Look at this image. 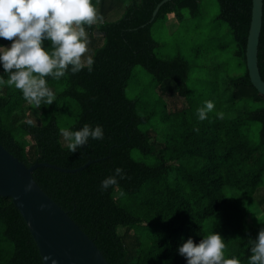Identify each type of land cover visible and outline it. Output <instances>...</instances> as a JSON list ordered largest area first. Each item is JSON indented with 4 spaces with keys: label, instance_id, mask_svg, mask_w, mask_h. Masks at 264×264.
Returning a JSON list of instances; mask_svg holds the SVG:
<instances>
[{
    "label": "trees",
    "instance_id": "obj_1",
    "mask_svg": "<svg viewBox=\"0 0 264 264\" xmlns=\"http://www.w3.org/2000/svg\"><path fill=\"white\" fill-rule=\"evenodd\" d=\"M161 1L92 0L99 19L85 25L88 51L82 59L92 56L93 70L85 66L59 80L47 77L56 99L39 107L28 104L13 85L0 84V144L27 167L48 163L75 169L91 161L73 173L40 166L32 177L108 264H187L179 247L189 238L199 243L210 233L225 241V258L250 264L264 218V95L252 86L245 61L252 0H217L218 17L230 30L233 56L242 70L217 86V103L203 121L197 108L204 101L188 96L187 61L180 55L158 57L150 34L163 14L180 18L188 5L196 15L200 0L167 1L149 22ZM262 12L257 65L264 81V0ZM10 43L0 38V45ZM42 47L51 51V42L43 41ZM137 65L162 95L188 102L182 110L164 102L156 119L166 128L157 134L140 128L150 118L139 117L126 96ZM0 76L8 78L2 65ZM65 111L70 114L66 123ZM217 112L224 113L222 119ZM59 123L72 131L85 123L100 124L104 138L89 137L87 145L71 153ZM116 167L123 168L125 178L101 191L100 182ZM0 264H43L21 214L11 198L2 196Z\"/></svg>",
    "mask_w": 264,
    "mask_h": 264
},
{
    "label": "clouds",
    "instance_id": "obj_2",
    "mask_svg": "<svg viewBox=\"0 0 264 264\" xmlns=\"http://www.w3.org/2000/svg\"><path fill=\"white\" fill-rule=\"evenodd\" d=\"M98 19L92 0H0V38L11 41L8 47L0 45V65L8 73L7 80L0 76V84L19 89L30 105L51 104L56 93L49 87L47 77L59 80L85 66L88 72L93 70L94 58L89 55L82 59L88 51L85 25H92ZM45 40L51 42V51L42 47ZM214 107V101H204V106L197 108L198 119H207ZM216 115L222 119L224 113ZM60 131L71 153L87 145L89 137L104 138L100 124L85 123L77 131L68 128ZM114 173L100 182L101 191L118 186V178H125L121 167H116ZM225 248L222 237L210 233L199 243L187 239L179 247V253L187 257V264H241L235 256L225 258ZM251 252L250 264H264V229Z\"/></svg>",
    "mask_w": 264,
    "mask_h": 264
},
{
    "label": "rangeland",
    "instance_id": "obj_3",
    "mask_svg": "<svg viewBox=\"0 0 264 264\" xmlns=\"http://www.w3.org/2000/svg\"><path fill=\"white\" fill-rule=\"evenodd\" d=\"M129 3L130 0H125V4ZM196 6V15H192V8L187 5L181 9L180 18L175 17L173 13H167L155 19L150 27V34L155 42L154 53L163 59L182 56L189 66L186 83L188 96L217 103V86L227 77L239 75L242 65L233 56L232 36L227 24L218 17L217 0H200ZM8 46L10 44L5 47ZM125 92L134 102L137 115L150 118V122L140 125V128L155 131L156 134L160 132V127L166 128L165 123L157 124L156 119L163 113L165 101L173 110L188 107V102L183 98L178 97L173 101L171 97L162 95L154 85L152 76L139 65L133 68ZM71 102L77 109V104ZM62 115L66 123L70 114L65 111ZM59 124L61 128H65L64 123ZM26 138L30 140L29 137ZM132 153L134 156L135 151ZM260 211L263 213V208ZM262 229L264 218L257 231Z\"/></svg>",
    "mask_w": 264,
    "mask_h": 264
},
{
    "label": "water",
    "instance_id": "obj_4",
    "mask_svg": "<svg viewBox=\"0 0 264 264\" xmlns=\"http://www.w3.org/2000/svg\"><path fill=\"white\" fill-rule=\"evenodd\" d=\"M167 1L170 0H162L157 4L149 22L158 8ZM262 8L263 0H252L245 61L252 86L264 95V81L257 65ZM90 163L91 161H87L75 169H65L48 163H34L27 167L0 144V196L11 198L31 233L43 264H108L93 241L67 212L42 191L32 177L33 170L40 166L73 173Z\"/></svg>",
    "mask_w": 264,
    "mask_h": 264
}]
</instances>
